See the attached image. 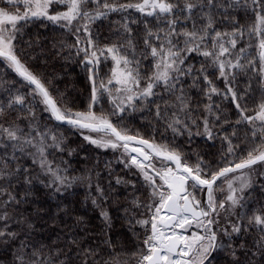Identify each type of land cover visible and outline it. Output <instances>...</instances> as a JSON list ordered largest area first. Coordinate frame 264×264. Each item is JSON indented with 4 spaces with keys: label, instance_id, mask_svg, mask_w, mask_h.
Segmentation results:
<instances>
[{
    "label": "snow or ice",
    "instance_id": "snow-or-ice-1",
    "mask_svg": "<svg viewBox=\"0 0 264 264\" xmlns=\"http://www.w3.org/2000/svg\"><path fill=\"white\" fill-rule=\"evenodd\" d=\"M111 14L118 19L110 21L115 28L110 42L102 44L90 25ZM37 19L74 37L66 47L83 54L81 63L90 73L86 109L58 101L19 49L20 33ZM108 61L109 73L100 77L99 65ZM4 67L19 77L0 79V88L10 85L4 89L9 98L0 103V118L10 117L0 120V245L8 247L12 264H111L98 248L75 237L67 250L43 251L31 242L33 226L19 210L31 195L28 188L20 198L19 186L38 180L61 192L75 180L49 160V149L64 151L65 138L54 130L59 124L95 133H82L83 139L99 148L123 149L121 163L142 176L147 202L134 203L147 218L135 221L144 233L131 253L134 264H212L219 250L232 264H242L231 240L249 230L258 239L254 252L240 245L246 264H254L257 254L264 257V208L245 216L236 211L244 208L237 193L251 187L252 175L264 178V0H0ZM17 83L26 92L16 89L13 95L11 85ZM105 96L111 109L96 110ZM37 108L47 114V124L37 118ZM129 109H147L172 132V140L133 134L122 126ZM113 116L119 119L114 122ZM177 136L189 143L193 136L219 142L218 158L196 153L193 160L175 144ZM26 159L35 167L21 163ZM225 185L227 195L218 198ZM97 190L103 196V189ZM101 214L108 221L107 213Z\"/></svg>",
    "mask_w": 264,
    "mask_h": 264
},
{
    "label": "trees",
    "instance_id": "trees-1",
    "mask_svg": "<svg viewBox=\"0 0 264 264\" xmlns=\"http://www.w3.org/2000/svg\"><path fill=\"white\" fill-rule=\"evenodd\" d=\"M116 19L117 14H111L107 20H97L90 25L93 36L98 35L102 44L110 42L109 38L115 28V24H110V21ZM73 41L74 37L66 30L46 20L37 19L30 22L20 33L19 49L23 50L28 65L36 70L38 75L44 77L58 101L62 103L66 101L73 108L84 110L88 107L91 94L88 79L90 73L81 63L83 54L77 56L74 49L66 47ZM199 59L195 57V60ZM110 66V61L101 62L99 76L108 74ZM0 79L19 81V77L7 67L0 68ZM217 84L222 87V82L217 81ZM9 86L4 84L0 88V103L6 102L9 98L8 93L4 91ZM11 87L13 95L16 94V89H19L20 93L26 92L20 83ZM240 87L242 88L243 84ZM223 104L226 108L229 107L227 101ZM100 107L105 111L110 110L106 96L96 110L99 111ZM36 114L42 124L48 123L46 113H41L37 108ZM9 118L6 115L0 120ZM118 119L117 116L112 117L114 122ZM54 124L56 122L53 121L52 125ZM122 126H126L133 134L139 132L145 137L154 136L157 142L166 143L173 137L170 130L165 132L162 123H156L155 117L147 109L135 112L127 110L123 114ZM54 130L65 138L62 145L64 151L49 149L48 151L52 153L49 160L53 162L54 167L59 166L62 169L63 175L75 180L70 187L62 189L61 192L44 187L38 180L31 186H19L22 199L25 189L31 190V195L27 197L28 202L18 206L20 212L33 226L31 242L45 252L49 248L67 250L69 238L75 237L82 244L98 248L101 257L109 260L111 264H116V261H120L121 264L123 261L134 264L131 253L136 251V246L144 233V229L135 221L147 218L143 215L144 209L136 207L134 203L147 202V192L142 187V176L134 166L125 167L124 163H121V160L125 159L124 152L99 148L84 140L81 130L66 125L59 124ZM175 144L180 145L182 151L193 160L196 153L206 159L218 158L220 149L219 142L214 143L203 136H193L191 143L186 136H177ZM8 151L11 152V149ZM21 163L35 167L31 165L30 159L21 160ZM117 178L122 182L117 183ZM98 188L103 189V196ZM243 197L244 208L236 209L241 216L259 212L264 208V178L257 175L252 187ZM94 199L97 201L96 204L92 202ZM102 210L107 213L108 221L104 220ZM230 219L235 221L236 216L233 215ZM255 239H258L255 230L232 237L231 243L237 249L242 264H246L247 257L240 249V245L246 244L254 252ZM213 257L212 264H232L231 257L225 250L214 252ZM252 259L254 264H264V257L259 254ZM0 264H12V254L5 245H0Z\"/></svg>",
    "mask_w": 264,
    "mask_h": 264
},
{
    "label": "rangeland",
    "instance_id": "rangeland-1",
    "mask_svg": "<svg viewBox=\"0 0 264 264\" xmlns=\"http://www.w3.org/2000/svg\"><path fill=\"white\" fill-rule=\"evenodd\" d=\"M49 22V21H48ZM51 23V22H50ZM102 60H103V58H102ZM110 64H111V61H110ZM110 109H111V104H110ZM82 131V133L83 134H88V135H92L93 137H95L96 136V134L95 133H87V131L86 130H81ZM103 149H109V150H113V149H111V148H103ZM120 151V152H123V149H117V151ZM258 169H260V166H258L257 167ZM261 171H264V169H262ZM257 175L256 174H253L252 175V181L254 182V179H255V177H256ZM259 177V176H258ZM261 177V176H260ZM219 183V182H218ZM253 184V183H252ZM237 187H238V183H237V185H236ZM225 187V191L224 192H217L216 193V195H217V197L218 198H224V196H226L227 195V189H226V185L224 186ZM251 187H252V185H251ZM251 187H249V188H247V189H245L244 190V192H242V193H237V195H242V196H244V194H245V192L247 191V190H249ZM226 223V221H225V219L223 218V217H221V219H220V224L221 225H224Z\"/></svg>",
    "mask_w": 264,
    "mask_h": 264
},
{
    "label": "water",
    "instance_id": "water-1",
    "mask_svg": "<svg viewBox=\"0 0 264 264\" xmlns=\"http://www.w3.org/2000/svg\"><path fill=\"white\" fill-rule=\"evenodd\" d=\"M61 125H66V124H61ZM66 126H68V125H66ZM69 127H70V126H69ZM132 155H135V154L133 153Z\"/></svg>",
    "mask_w": 264,
    "mask_h": 264
}]
</instances>
